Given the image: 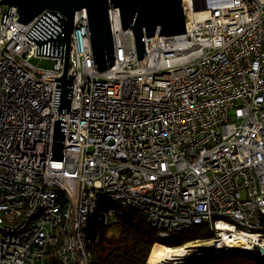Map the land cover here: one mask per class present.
<instances>
[{
  "label": "built area",
  "instance_id": "2783aa9c",
  "mask_svg": "<svg viewBox=\"0 0 264 264\" xmlns=\"http://www.w3.org/2000/svg\"><path fill=\"white\" fill-rule=\"evenodd\" d=\"M183 7L186 32L146 37L142 59L111 9L116 59L103 72L77 11L59 113L58 16L22 23L11 6L2 23L0 0V264H93L89 244L125 207L167 239L207 221L215 252L264 261V0Z\"/></svg>",
  "mask_w": 264,
  "mask_h": 264
},
{
  "label": "water",
  "instance_id": "95a60500",
  "mask_svg": "<svg viewBox=\"0 0 264 264\" xmlns=\"http://www.w3.org/2000/svg\"><path fill=\"white\" fill-rule=\"evenodd\" d=\"M9 4L3 12L2 23L15 6L18 21L29 23L40 14L51 13L58 16L60 30L56 40L61 43L63 72L57 79L60 88L58 112L70 109L71 85L73 76L68 74L71 34L75 13L85 9L90 47L95 70L103 72L115 63L116 44L111 28L109 11L117 8L123 29H131L135 38L137 57L142 59L145 51V38L157 33L173 36L186 32V13L183 0H1ZM60 15H59V14ZM64 132L60 122H56L54 132L53 155L61 159L64 151ZM199 248H208L209 241H199Z\"/></svg>",
  "mask_w": 264,
  "mask_h": 264
},
{
  "label": "trees",
  "instance_id": "16d2710c",
  "mask_svg": "<svg viewBox=\"0 0 264 264\" xmlns=\"http://www.w3.org/2000/svg\"><path fill=\"white\" fill-rule=\"evenodd\" d=\"M128 209L126 215L109 218L103 225L100 237L89 244L93 264H150L148 258L151 264H159L157 256L165 244L155 245L156 242L161 241L158 231L143 220L135 209ZM208 225L207 223L193 225L167 240L166 244L172 247L181 245L188 239L211 238L213 232L209 230ZM54 260L49 259L48 264H60L56 257ZM199 263L263 264L264 262L257 255L242 256L235 252L219 258L208 257Z\"/></svg>",
  "mask_w": 264,
  "mask_h": 264
},
{
  "label": "rangeland",
  "instance_id": "374dc122",
  "mask_svg": "<svg viewBox=\"0 0 264 264\" xmlns=\"http://www.w3.org/2000/svg\"><path fill=\"white\" fill-rule=\"evenodd\" d=\"M31 62L35 65V66H38V67H40V68H44V69H51V68H53L54 66H55V61L54 60H52V59H44V58H32L31 59ZM129 209L128 208H123V213H122V215L121 216H123V215H126L127 214V211H128ZM120 216V217H121ZM206 222L207 221H205V222H202V223H196L197 225L198 224H206ZM196 224H193V225H196ZM208 224V223H207ZM192 225V226H193ZM209 226V230L211 231V232H213V229H212V227L210 226V225H208ZM191 227V226H190ZM189 227V228H190ZM189 228H186V229H189ZM181 232V231H180ZM180 232H177V233H174V234H172L171 235V237L170 238H162L161 237V241H159V242H156V243H163V244H165V245H167V246H171V245H168V244H166L167 243V240H169V239H171V238H173L174 236H176V235H178ZM215 234H216V230H215V232H213V235H212V237L211 238H208V239H192V240H185V242H183V244H181V245H178V246H172V247H181V246H187V245H189V244H199V241H209L210 239H212L213 237H215ZM158 235H159V232H158ZM160 237V236H159ZM164 241H166V242H164ZM155 243V244H156ZM172 243H174V242H172ZM211 244H213L212 242H211ZM214 245V244H213ZM213 249L214 248V246H209L208 247V249ZM201 251V250H200ZM251 250H248V251H242V250H231V251H228V250H219V252H215V251H210L209 253H207V254H205L204 252H200V253H198L197 255H194L193 253H191V255L189 256V259L184 263V264H200L199 262L201 261V260H204L205 258H208V257H220V256H224V255H229V254H232V253H239V254H241L242 256H245V255H248V253L250 252ZM253 255H257L258 256V254H257V252H253ZM150 256V255H149ZM196 258H198V259H196ZM148 262L151 264V262L149 261V258H148ZM264 262V261H263ZM264 264V263H263Z\"/></svg>",
  "mask_w": 264,
  "mask_h": 264
},
{
  "label": "bare ground",
  "instance_id": "6f19581e",
  "mask_svg": "<svg viewBox=\"0 0 264 264\" xmlns=\"http://www.w3.org/2000/svg\"><path fill=\"white\" fill-rule=\"evenodd\" d=\"M241 239L246 240L245 237H242ZM156 244H159V243H156ZM236 245L237 247H240L242 244H236ZM199 246L200 245L198 243L189 244L187 246H181V247H171V246L163 245L162 250L159 252L157 256V262L159 264H184L189 259V256L191 255V253H193L194 255H197L200 252H204L205 254H207L210 251L218 250V249H212V248L211 249H208V248L200 249ZM248 255L254 256L252 251H250Z\"/></svg>",
  "mask_w": 264,
  "mask_h": 264
}]
</instances>
